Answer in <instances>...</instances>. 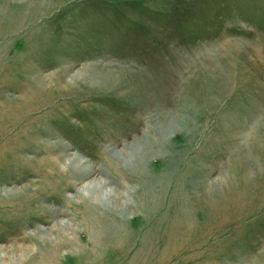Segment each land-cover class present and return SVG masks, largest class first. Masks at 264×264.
I'll use <instances>...</instances> for the list:
<instances>
[{
	"label": "rangeland",
	"instance_id": "rangeland-1",
	"mask_svg": "<svg viewBox=\"0 0 264 264\" xmlns=\"http://www.w3.org/2000/svg\"><path fill=\"white\" fill-rule=\"evenodd\" d=\"M0 264H264V0H0Z\"/></svg>",
	"mask_w": 264,
	"mask_h": 264
},
{
	"label": "bare ground",
	"instance_id": "bare-ground-1",
	"mask_svg": "<svg viewBox=\"0 0 264 264\" xmlns=\"http://www.w3.org/2000/svg\"><path fill=\"white\" fill-rule=\"evenodd\" d=\"M154 124V123H153ZM163 127H160V126H158V131L156 130V133H155V137H156V140L155 141H157V145L158 144H163V141H164V139H163V134L162 133H164V130L162 129ZM153 130V129H152ZM155 130V129H154ZM154 137V136H153ZM131 155V159L133 160V161H142L143 159H144V157L146 156H136L135 157V155H132V154H130ZM140 163V162H139ZM135 164V163H134ZM136 165V164H135ZM78 167V170L81 168L80 166H77ZM89 171L87 170V169H81V171L79 170V176L81 177V179L82 178H84V177H86V176H88L89 175ZM100 188L101 187H98L97 185H94L93 187H90L89 188V190L88 191H95V190H100ZM155 218V217H154ZM159 218V217H158ZM147 219V218H146ZM149 219V218H148ZM151 219H153V218H151ZM154 221V220H153ZM173 221V220H172ZM150 222V221H149ZM156 222V220L154 221V223ZM162 222V221H161ZM163 222H164V220H163ZM158 223V222H157ZM159 223H160V221H159ZM151 224V223H150ZM165 225H167V223L165 224ZM174 225V224H173ZM172 225V226H173ZM170 226V225H169ZM153 227V226H152ZM159 227H160V225H159ZM174 227V226H173ZM149 228V227H148ZM107 227H105V229H104V233H103V238H102V240L104 241L105 240V238H106V231H107ZM147 230V229H146ZM148 231V230H147ZM157 231V230H156ZM162 231V230H161ZM174 231V230H173ZM108 232V231H107ZM143 231H141V233L139 232V235H138V239H139V241H138V243H136L135 245H134V247H132V248H134V249H132L131 250V248H128V249H130L129 251H127L128 253V255H126L124 258L127 260V262H133V261H141V262H143V261H146V259H148L149 257H154L157 253H158V251L157 252H154L155 250L154 249H161L162 247H164V246H166V245H164L163 246V242L162 241H156L155 240V242H156V244H154V249L152 250L151 248H150V236H149V231L148 232H146V233H142ZM158 232H160V231H158ZM163 233V232H162ZM156 235H158V234H156ZM164 235H166V234H164ZM172 235H173V232H172ZM162 237V236H161ZM164 237H166V236H164ZM170 237V236H169ZM178 237V236H177ZM163 238V237H162ZM161 238V239H162ZM112 239V241L114 242V244H115V239H116V237H113V238H111ZM137 239V240H138ZM156 239V238H155ZM136 240V241H137ZM166 243V242H165ZM133 245V244H132ZM114 247H116V246H114ZM150 250H152V251H150ZM162 250V249H161ZM165 250V252H166V249H164ZM163 250V251H164ZM151 252H153V253H151ZM161 252V251H160ZM132 253H134V256H132ZM162 253V252H161ZM161 253H159V254H161ZM162 254H164V252L162 253ZM163 257V256H162Z\"/></svg>",
	"mask_w": 264,
	"mask_h": 264
}]
</instances>
